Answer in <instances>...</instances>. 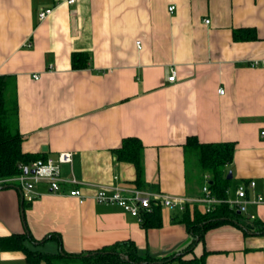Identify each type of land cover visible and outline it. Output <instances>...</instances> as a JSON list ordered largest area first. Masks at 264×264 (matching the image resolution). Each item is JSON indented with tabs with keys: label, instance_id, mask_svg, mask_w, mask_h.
I'll list each match as a JSON object with an SVG mask.
<instances>
[{
	"label": "crops",
	"instance_id": "0c3cea01",
	"mask_svg": "<svg viewBox=\"0 0 264 264\" xmlns=\"http://www.w3.org/2000/svg\"><path fill=\"white\" fill-rule=\"evenodd\" d=\"M66 1L0 0V76L13 80L20 148L46 158L73 152L60 176L78 182L62 183L57 194L37 183L28 203L15 184L0 186V237L24 235L28 250L47 254L131 241L141 256L177 257L163 264H264V234L224 223L192 243L183 210L158 205L160 225L143 229L118 205L90 198L101 186L203 197L209 175L184 148L194 136L235 143L225 199L250 180L248 198L264 199V0ZM46 8L50 15L39 20ZM245 28L257 39L234 40L233 30ZM72 52H86L88 65L72 69ZM130 136L143 145L139 184L134 165L112 153ZM72 187L83 203L68 195ZM186 206L202 213L206 203ZM239 214L264 223V203ZM0 264L27 261L0 248Z\"/></svg>",
	"mask_w": 264,
	"mask_h": 264
},
{
	"label": "trees",
	"instance_id": "16d2710c",
	"mask_svg": "<svg viewBox=\"0 0 264 264\" xmlns=\"http://www.w3.org/2000/svg\"><path fill=\"white\" fill-rule=\"evenodd\" d=\"M233 39L246 41L256 40L255 31L245 28L233 30ZM71 68L83 69L88 65L89 57L86 52H72L70 54ZM17 104L12 78L0 76V179L12 178L19 175L21 167L29 166L33 161L45 159L42 154L23 153L20 148L22 136L17 129ZM184 148L192 151L195 165L202 173H208L207 187L217 199H225L229 180L225 171L232 162L234 142L198 143L194 136H189L184 142ZM142 151L143 145L133 136L121 140L120 146L112 150L117 160L132 163L137 175V184L142 180ZM158 206H152L149 211L140 215V225L143 229L160 225ZM240 214L225 202H220L209 212H198L193 209L191 214L186 206L181 212V221L192 237V243L200 241L207 229L221 226L224 223L237 224L245 232L264 234V223L259 221L239 220ZM24 235L0 237V248L19 250L25 254L27 264H39L45 261L53 264L65 258L78 260L79 264H163L173 261V257L156 260L151 256H141L131 241H122L109 246H103L95 251L86 253H66L59 250L57 254L41 253L28 250L24 245ZM31 241L32 238L29 237ZM191 243V245H192Z\"/></svg>",
	"mask_w": 264,
	"mask_h": 264
},
{
	"label": "built area",
	"instance_id": "2783aa9c",
	"mask_svg": "<svg viewBox=\"0 0 264 264\" xmlns=\"http://www.w3.org/2000/svg\"><path fill=\"white\" fill-rule=\"evenodd\" d=\"M75 0H67L66 3H73ZM173 8L171 6L169 11ZM51 9H43L38 12L39 20L46 19L50 13ZM204 23H208L205 19ZM139 45V42H137ZM175 77V71L172 69L170 76H168V81H173ZM39 76L35 75L34 79H38ZM222 89H219V93H222ZM260 136H264V129L260 132ZM73 152L70 151H59L55 158L47 157L45 159H38L33 161L27 167H21V173L12 178L0 179V186H6L9 184H15L18 188L21 198L24 202H32L37 197V192H35L34 187L37 183L45 181L48 185L49 191L53 194L60 193V188L62 183L77 185L78 182L71 176L69 178H63L60 176V167L62 165H71ZM26 170V173H24ZM32 170L33 172H31ZM255 182L250 180L248 183H240L236 186L234 198L233 199H217L214 197L205 184L202 187L203 197L187 199L183 196H170L167 194H152L149 192H144L137 187H102L97 188L94 194L90 197L96 203H105L110 205H118L126 212L130 217H134L139 222H141L140 215L142 212L149 211L152 206L160 205L168 210H183L184 207L191 202L206 203L204 212L211 211L215 205L220 204V202H225L238 213L245 214L246 207L250 203L262 204L264 199L261 195H255L252 198H248L247 191L250 188H254ZM68 195L70 197H75L78 203H83L86 200L77 187H72L68 190ZM247 219L253 220L254 216L252 214L247 215Z\"/></svg>",
	"mask_w": 264,
	"mask_h": 264
},
{
	"label": "water",
	"instance_id": "95a60500",
	"mask_svg": "<svg viewBox=\"0 0 264 264\" xmlns=\"http://www.w3.org/2000/svg\"><path fill=\"white\" fill-rule=\"evenodd\" d=\"M31 172H33L32 170H30ZM24 173H26V170H24ZM227 178L229 179V178H231V173H228L227 174Z\"/></svg>",
	"mask_w": 264,
	"mask_h": 264
},
{
	"label": "rangeland",
	"instance_id": "374dc122",
	"mask_svg": "<svg viewBox=\"0 0 264 264\" xmlns=\"http://www.w3.org/2000/svg\"><path fill=\"white\" fill-rule=\"evenodd\" d=\"M53 264H55V262Z\"/></svg>",
	"mask_w": 264,
	"mask_h": 264
}]
</instances>
